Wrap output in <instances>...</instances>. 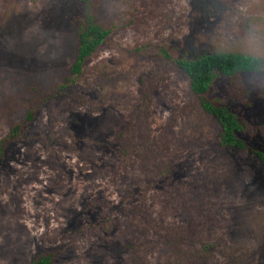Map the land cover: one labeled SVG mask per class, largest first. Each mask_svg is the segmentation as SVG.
<instances>
[{
	"label": "rangeland",
	"instance_id": "obj_1",
	"mask_svg": "<svg viewBox=\"0 0 264 264\" xmlns=\"http://www.w3.org/2000/svg\"><path fill=\"white\" fill-rule=\"evenodd\" d=\"M113 31L70 72L83 0H0V264H264V164L220 144L177 60L244 52L264 0H90ZM65 85V88L62 86ZM216 94L264 151V80Z\"/></svg>",
	"mask_w": 264,
	"mask_h": 264
},
{
	"label": "trees",
	"instance_id": "obj_2",
	"mask_svg": "<svg viewBox=\"0 0 264 264\" xmlns=\"http://www.w3.org/2000/svg\"><path fill=\"white\" fill-rule=\"evenodd\" d=\"M83 1L85 14L78 19V44L75 60L70 68V72L76 76L83 72L92 55L100 47L109 44L113 38L112 29L104 27L94 19L90 11V0ZM243 53L230 50L205 51L195 57L179 58L177 62L186 73L190 87L203 110L218 120L220 144L226 148L251 149L264 164V151L248 142L246 127L238 113L215 91L222 78H234L255 70ZM258 63L264 68V61ZM24 118L22 123L14 124L8 134L0 139V164L7 158L10 149L22 142H34L38 138V132L31 126L35 113L32 110L27 111ZM55 258L56 255L51 252H40L27 264H54Z\"/></svg>",
	"mask_w": 264,
	"mask_h": 264
},
{
	"label": "clouds",
	"instance_id": "obj_3",
	"mask_svg": "<svg viewBox=\"0 0 264 264\" xmlns=\"http://www.w3.org/2000/svg\"><path fill=\"white\" fill-rule=\"evenodd\" d=\"M243 55L248 60L249 65L255 70L245 73L248 82L252 85L264 80V68L258 62L264 61V36L251 34L246 42Z\"/></svg>",
	"mask_w": 264,
	"mask_h": 264
}]
</instances>
